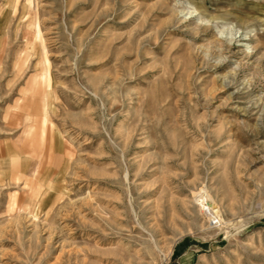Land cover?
I'll return each mask as SVG.
<instances>
[{"label":"rangeland","instance_id":"1","mask_svg":"<svg viewBox=\"0 0 264 264\" xmlns=\"http://www.w3.org/2000/svg\"><path fill=\"white\" fill-rule=\"evenodd\" d=\"M0 174V264H264V0H0Z\"/></svg>","mask_w":264,"mask_h":264},{"label":"bare ground","instance_id":"2","mask_svg":"<svg viewBox=\"0 0 264 264\" xmlns=\"http://www.w3.org/2000/svg\"><path fill=\"white\" fill-rule=\"evenodd\" d=\"M28 3H30V0H28ZM34 39H37V34L34 35ZM42 79L43 81L45 82V86L46 88H48V85H49V79L48 77L46 76V73H43L42 74ZM51 82V81H50ZM47 98V96H46ZM47 108H48V103H47V99H44L43 102H42V113H43V121L45 122L47 119H46V115H47ZM61 141L59 140L58 143H56V147H59L61 146ZM18 151V150H17ZM18 153V152H17ZM62 153V152H61ZM52 169V168H51ZM53 173V172H52ZM1 175V174H0ZM50 181V180H49ZM35 195V194H34ZM33 195V196H34Z\"/></svg>","mask_w":264,"mask_h":264}]
</instances>
